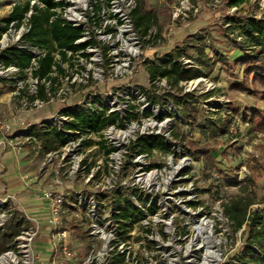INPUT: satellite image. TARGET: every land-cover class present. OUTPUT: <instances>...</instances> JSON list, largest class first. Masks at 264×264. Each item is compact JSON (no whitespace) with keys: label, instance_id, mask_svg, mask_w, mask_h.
<instances>
[{"label":"built area","instance_id":"1","mask_svg":"<svg viewBox=\"0 0 264 264\" xmlns=\"http://www.w3.org/2000/svg\"><path fill=\"white\" fill-rule=\"evenodd\" d=\"M23 1L25 0H10L9 6L12 9L15 4ZM27 1L29 8L19 19L10 21L0 34V54L5 49L12 48L25 50L30 55L28 64L24 66L6 64L0 60V83L10 88L5 100L10 117L3 119L0 116V149L16 155L27 151L32 158H40L39 171L48 176L53 174L49 184L44 187H34L33 183L38 175L34 178L27 174L21 175L25 186L36 191L37 197L45 204L52 264H72L70 260L77 257L76 251L68 244L66 229L62 224L65 207L80 210L89 219L88 233L91 242L86 258L79 264H138L135 259L138 253L132 252L130 256V251L122 247L124 241L120 238L119 230L120 228L124 232L134 223L127 220L126 226L121 227L126 220L120 217V209L118 206L115 208L107 205L103 194L105 188H97L98 184L126 183V178L123 182L118 178L121 156L127 152L125 146L128 148L130 143L135 144L139 135L156 134L151 131L153 124L146 120H142L141 124L138 122L140 120L135 117L133 104L122 103L123 84L113 85V82L121 80L126 74L128 62L138 59L143 53L140 44L142 37L131 18L136 0H53L55 6L51 10L54 14L50 21L58 17L63 23L78 29L80 35L73 41V48H61V51L56 49L51 53L54 64L48 78L42 79L34 75V71L38 68V59L44 56L45 49L31 45L24 37L31 28L34 7L45 9L46 5L38 0ZM173 9L172 22L197 10L188 0H180ZM149 33L156 35V26H152ZM124 60L127 61L126 64L123 63ZM180 60L184 64L191 61L184 56ZM158 78L160 76L156 77ZM39 84L43 85L44 98L38 96ZM90 84L93 87H111L101 91L89 90L86 87ZM139 91L147 103L158 105L148 101L141 88ZM76 97L78 100H75ZM46 107H52L53 110L48 116L40 113V117L37 113ZM145 109L148 107L144 106L143 110ZM76 111L85 114L95 112L101 118L111 116L112 119L98 130L81 124L76 127L73 126L79 122L74 116ZM36 129L55 131L64 141L60 145L54 144L52 148L46 147V142L34 133ZM93 131L101 135L98 140L90 136ZM132 150V155L135 156L133 162L138 166L154 151H141L139 145H135ZM157 166L142 164L137 167L132 184L152 189L163 178L164 171H159ZM77 177L84 189L73 186ZM63 178L67 184L63 183ZM89 184H95L96 188L89 190ZM66 185L73 188H67ZM13 199L15 198L10 193H4L0 197L1 229L12 214L10 201ZM133 199L132 203H137V198ZM152 204L138 203L136 207L131 206L137 209L139 218L150 215L158 218L160 215L155 214ZM156 207L162 216L155 221L160 229L156 233V240L146 238V245L149 241L150 246L155 247L156 244L158 248L162 246L166 249L168 233H173V219L178 214L172 213L167 203H158ZM212 210L211 214L183 210L188 222H185L186 230L182 233L183 239H180L179 246L185 252L181 259L186 264L223 263L219 235L227 232L233 222L224 213L222 205L215 204ZM23 216L24 222L19 234L0 256L12 254L14 260L9 264H38L34 255V243L41 227L35 218L24 213ZM243 226L236 231L238 235ZM145 229H149L148 232L144 230L147 234H152L150 228ZM191 232L195 235L192 236ZM58 252L60 256L53 258L52 255ZM146 264L152 263L150 261Z\"/></svg>","mask_w":264,"mask_h":264},{"label":"rangeland","instance_id":"2","mask_svg":"<svg viewBox=\"0 0 264 264\" xmlns=\"http://www.w3.org/2000/svg\"><path fill=\"white\" fill-rule=\"evenodd\" d=\"M179 1L146 0L147 6L156 10L158 18L156 28L160 27L159 38L152 39L148 45L143 43L142 38H140L143 53L138 59L128 62V69L121 80L113 82V85L123 84L121 90L123 99L121 101L124 105L126 102L134 105L133 112L136 113L135 117L139 118L140 121L138 122L141 124L142 120H146L153 124L151 131L165 136L173 149V151L154 149L141 163V165L148 164L149 166L158 165V170L164 171L162 180L160 179V182H157L152 189L132 184L135 170L141 166L135 165L133 162L135 156L132 155L133 150L130 147L132 143L129 146L127 145L128 148L126 146L124 148L127 152L121 156L118 172V178L122 179V182L126 178L127 182L98 184L97 187L105 188L103 193L105 202H107V205H112V207L117 208V204H123L124 198H126L135 207L138 203L146 205L152 202L151 206L154 207L155 214L160 215L159 217L162 216L156 207L158 203L160 205L167 203L171 212L178 214L173 219L171 230L173 233H168L169 241L166 249L162 246L158 248L156 244L155 247L146 245V238L151 241L157 238L156 233L160 227L155 225V221L160 219L159 217L152 215L140 217L124 232L119 228L120 238H123L124 241L122 247L130 251V256H132V252L138 253L135 258L138 264H146L150 261L152 264H186L181 259L185 252L179 246L180 239H183L182 233L186 230L185 222H188L183 210L211 214L215 204L221 206L222 202L242 195L241 189L237 185L239 181H241V184H247V194L255 200V203L248 207V212L255 210L264 217V126H261L260 121L257 119L252 120L255 110L261 111V114L264 115V104L260 94L253 91L258 86H253L248 82L247 90L236 87V83L243 79L244 66L239 58L244 52L248 51L241 47L245 44H242L244 36L241 33L240 26L246 17L264 19V0H250L239 7L228 6L226 0H188V3L197 9L196 12H189L172 22L171 14L173 8L178 6ZM9 4L10 0H0V18L10 11ZM199 36H203L210 42L216 54H219L218 57L213 54L214 52L206 49L208 55L207 57L205 55L201 57L203 63L196 61L198 55L193 47L194 43L190 41V37L198 39ZM178 49H181V56L191 60L188 61L190 63L186 64L188 67H197L202 72V75L198 78L179 83L181 93L189 92L193 96L189 99L191 105L197 107L198 112L189 111L190 116L182 114L180 109L164 95L167 91L177 94H179V91L171 88L165 78L163 80L160 77L150 81L147 72L148 64L151 61H155L158 57H163L166 53ZM123 63L126 64L127 61L124 60ZM198 79L200 81L195 82ZM109 87L111 86H107V88L106 86L93 87V84H90L86 88L101 91ZM141 87H144L148 94L153 92L159 94L161 103L158 105L147 103L143 94H140L139 88ZM9 89L0 83V116L3 119L10 117L5 104L6 93ZM206 92H211L210 96L204 97L203 94ZM129 94L131 95L128 96ZM75 100H78V97ZM95 102H98V100H95ZM144 106L148 109L143 110ZM229 106H233L237 111L233 113ZM52 110V107H46L37 114L40 117L41 114L48 116ZM172 128H176L182 138L172 139L170 135ZM34 133H36V130ZM90 136L94 140L101 137L96 131L91 132ZM192 140L195 146H208L211 148L217 169L210 170L207 177L204 173L203 161L197 159L187 146ZM17 158L18 154L2 152L0 149V170L5 167L7 172L4 171L3 173L6 176L14 174L17 177L20 172L19 168L25 167V161H17ZM31 159L32 169L28 171L33 172L27 175L33 178L38 175V179L33 184H41V187H44L49 184L53 174L48 176L38 170L39 157H31ZM76 179L73 186L83 188V184L78 181V177ZM2 180L3 177L0 173V197L4 193H8L4 180ZM63 183L67 184L64 178ZM73 186L68 187L66 185L67 188H73ZM92 187L96 188L95 184H89V190ZM19 190H21L17 192L20 195L19 200L25 201L23 197L26 198L28 195L35 197L36 195V191L30 189L22 188ZM134 197L137 198V203H132ZM195 201L199 203L193 205L192 202ZM10 202L12 205L11 212L21 211L17 208L18 204L15 199ZM62 218L68 244L71 249L76 251L77 256L70 261L72 264H79L81 260L86 258L91 242L88 233L89 219L80 210H71L66 207ZM40 226L39 238H36L42 242L40 253H45L43 257H46V254L49 257L51 243L49 231L46 229L48 222L46 220L42 221ZM145 228H150L152 234H147L144 231ZM244 228L245 226H243L241 234L238 235L237 230L232 225L229 226L227 232L219 235L221 237L222 264L235 262L247 234ZM191 235L193 236L195 233L191 232ZM34 255L35 257L38 256L36 250H34ZM52 256L58 258L60 254L58 252Z\"/></svg>","mask_w":264,"mask_h":264},{"label":"trees","instance_id":"3","mask_svg":"<svg viewBox=\"0 0 264 264\" xmlns=\"http://www.w3.org/2000/svg\"><path fill=\"white\" fill-rule=\"evenodd\" d=\"M38 1L45 3L46 8L37 9L34 7V13L31 16V28L24 38L31 45H36L45 49V54L38 59L39 66L34 71V75L42 79L48 78V73L51 70V66L54 64L51 53L56 49L61 51V48H73V41L80 35V31L69 24L63 23L58 17L50 21L51 16L54 14L51 10L55 6L53 0ZM249 1L250 0H226V4L231 7H239ZM28 8L29 2L27 0L20 4H15L7 15L0 18V34L6 29L10 21L19 19ZM131 18L139 35L142 38L145 37L143 43L148 45L151 43L152 39L156 40L159 38V26L156 35L152 36L149 33L151 27L158 24V18L156 10L154 8H149L146 4V0H136V5L131 11ZM240 28L244 36V42L242 44H245L241 47L248 51L244 52L239 58L244 66L243 79L236 83V87L247 90L248 82L253 86H258V88H254L253 91L260 94V98L264 104V19L246 17ZM146 36H148V38H146ZM190 41L194 43L193 47L198 55L196 58L197 62L203 63L201 57L204 55L207 57L208 54L206 49H209L210 52H214L213 54L217 57L219 56V54H216L210 42L203 36H199L198 39L190 37ZM181 55V49L168 52L163 57H158L157 60L151 61L148 64L147 72L150 81H154L157 76H160L165 78L171 88H175L179 91V94L167 91L164 95H166V98L169 99L173 105L180 109L182 114L190 116L189 111L197 113L198 110L197 107L191 105L189 101L193 96L189 92L181 93L179 83L198 78L202 75V72L197 67H188L186 64L182 63L180 60ZM29 57L30 55L27 51L12 48H7L0 54V60L4 63H12L21 66L28 64ZM141 91L151 103H161V96L156 94V92L148 94L144 87H141ZM210 94L211 92H206L203 96L208 97ZM38 96L44 98L42 84H39ZM229 108L233 113L237 111L233 106H229ZM74 116L79 122L74 123L73 126L77 127L81 124L82 126L91 127L95 130L100 129L104 123L112 119L111 116L101 118L95 112L85 114L76 111L74 112ZM255 119L260 121L261 126H264V115L261 114V111L255 110L253 112L252 120ZM36 134L41 140L46 142V147L49 148L54 147V144L60 145L64 141V138L59 136L55 131L48 132L36 129ZM170 135L172 139L182 138L176 128H172ZM193 142L192 140L187 146L197 159L203 161V169L207 177L210 170L213 171L217 169L215 158L211 152V148L208 146H195ZM135 145H139L141 151L147 152H151L153 149L173 151L171 144L160 134L139 135L131 148L133 149ZM237 185L241 189L242 195L221 203L224 213L233 222L234 229L238 230L244 225V229L247 231L240 253L236 256L235 262L232 264H264V217L260 212L255 210L248 212V207L255 203V200L247 194V184H241V181H239ZM197 203L199 202H192V204ZM117 206L120 209V217L126 220L122 222L121 227L124 228L126 226L127 220L131 223L137 222L139 218L138 211L131 206V203L126 198H124L123 204H118ZM23 222L24 216L22 212H12L8 222L0 229V254L8 249L14 238L19 234ZM145 231L148 232L149 229H145ZM147 245L150 246L151 243L147 241ZM224 264L229 263L226 262Z\"/></svg>","mask_w":264,"mask_h":264},{"label":"crops","instance_id":"4","mask_svg":"<svg viewBox=\"0 0 264 264\" xmlns=\"http://www.w3.org/2000/svg\"><path fill=\"white\" fill-rule=\"evenodd\" d=\"M28 156H31L27 151H23L20 154H18L17 161L22 160L25 161V167H21L20 172L18 173V176L16 177L14 174L13 175H8L6 176L5 173L7 171L5 167L0 170V173L3 177L4 180V185L6 186V190L8 193L12 194L15 198V201L18 204V209L21 210L24 214H27L33 218H35L39 225L42 221H45V216H46V209H45V204L43 201H41L38 197L37 194L35 197H32L31 195H28V197H23L25 201L22 199L19 200L20 195L17 194V192H20L22 188L29 189L25 186L24 181L21 178V175L23 174H30L33 171H28L32 169V159L31 157L29 158ZM5 171V173H3ZM26 172V173H25ZM2 180V181H3ZM34 187H41V184H33ZM41 227V226H40ZM47 229V228H46ZM40 234V233H39ZM39 238V237H38ZM41 244L42 242L39 241V239H36L34 243V250L38 252L37 256V262L39 264H51V251L49 250V257H47L48 254H46V257H43L45 253H40L41 250ZM38 257H41L38 259ZM47 261V262H45Z\"/></svg>","mask_w":264,"mask_h":264},{"label":"bare ground","instance_id":"5","mask_svg":"<svg viewBox=\"0 0 264 264\" xmlns=\"http://www.w3.org/2000/svg\"><path fill=\"white\" fill-rule=\"evenodd\" d=\"M198 81H200V79H198L195 82H198ZM195 82H192V83H195ZM13 260H14V257L12 254H4L3 256L0 257V264H8V263H11Z\"/></svg>","mask_w":264,"mask_h":264}]
</instances>
